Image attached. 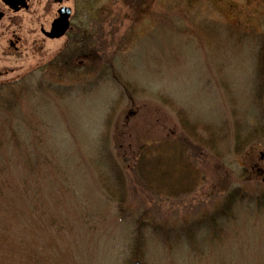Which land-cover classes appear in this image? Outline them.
Returning <instances> with one entry per match:
<instances>
[{"label":"rangeland","instance_id":"374dc122","mask_svg":"<svg viewBox=\"0 0 264 264\" xmlns=\"http://www.w3.org/2000/svg\"><path fill=\"white\" fill-rule=\"evenodd\" d=\"M75 3L0 21V262L264 264V0Z\"/></svg>","mask_w":264,"mask_h":264},{"label":"trees","instance_id":"16d2710c","mask_svg":"<svg viewBox=\"0 0 264 264\" xmlns=\"http://www.w3.org/2000/svg\"><path fill=\"white\" fill-rule=\"evenodd\" d=\"M75 43H77V42H75ZM74 43V44H75ZM73 44V45H74ZM77 47H79L80 48V46L79 45H76V46H71V48L69 49V50H67V51H64V52H59V55L58 56H60L61 58L62 57H67V58H72V57H74V55H77ZM85 57H87V53L85 54ZM75 58H77V56H75ZM90 60H91V65L93 66V68L91 69V70H94L95 72H96V75H97V77L95 78V80H94V82H93V85H95L94 83L95 82H98L99 81V78L100 79H107V78H104V77H109V79H111V78H114V76H115V73H114V71L112 70V67H111V64H110V62H101L103 65L100 67V64L101 63H99L100 61H97L96 62V60L98 59H94L92 56L89 58ZM72 60V59H71ZM51 61V60H50ZM48 62L47 64H48V67L47 68H50V65H51V62ZM93 62V63H92ZM110 65H109V64ZM109 65V66H108ZM89 70V69H88ZM103 75H106V76H103ZM115 79V78H114ZM116 81V80H115ZM43 81H38L37 82V84H36V86L37 87H42V86H44V83H42ZM118 82H120V81H116L115 83L117 84ZM120 83H122V82H120ZM48 84V86H46L45 87V89L46 88H48V90L49 91H54L55 89L53 88V86H52V84L50 83V82H48L47 83ZM119 84V83H118ZM8 85H12V84H8ZM6 86L7 88H10L9 86ZM55 85V84H54ZM90 85H92V82L90 83ZM23 87L24 86H21V89H23ZM55 87H57L56 85H55ZM123 89H125V86L123 85V86H121ZM63 94V93H62ZM106 123H105V125L107 126V122H109V117L107 116V118H106ZM182 127H183V129L184 130H186L187 132H188V134H183V135H189V136H191V137H194V136H197L198 135V132H197V130H196V128L194 127V126H190L187 122H184L183 123V125H182ZM202 130L203 131H205L208 135H209V137H208V139H206V141H207V146H209L210 147V151L212 152V151H216L215 150V148H214V146H213V144H212V142L214 141V140H216V139H218V140H220V141H224V140H227L228 141V138H229V136H228V133L227 132H222V129H220V132H217L216 134H213V132H212V130H211V127L209 126V125H203L202 126ZM234 131H235V129H234ZM233 131V132H234ZM232 132V133H233ZM237 133V132H236ZM233 135V134H232ZM237 136H238V133H237V135H235V136H232L233 137V139L234 140H237ZM248 136H250V135H247L246 136V138H245V140L247 139V137ZM8 138V139H7ZM3 140H8L9 142H12L13 143V146L17 149V148H19V143L21 142V140H20V138L18 137V134H17V131H15V130H12V132H11V134H1L0 133V142L1 141H3ZM176 140H178L180 143H184L187 147H189L190 145H191V142H188L187 141V139H186V137H177V139ZM8 143V142H7ZM21 143H23V142H21ZM183 144V145H184ZM215 153V152H214ZM198 156V155H197ZM202 160H206V157L204 156L203 157V159ZM209 159H207V161H208ZM134 178V176H132V175H128V177L127 178H129V179H131V178ZM116 180H117V184H119V178H116ZM119 186H121V184H119ZM120 187H118L117 186V191H118V189H119ZM143 194V193H142ZM116 193L113 195L114 197H116ZM144 195V197L146 198V196H145V194H143ZM244 195H245V193H243V194H235V193H233V194H231V196H233L234 198H235V196H238V201L240 202L241 201V199H244L243 197H244ZM261 197H264V193H263V195L261 196ZM236 199V198H235ZM246 201H248L249 202V198H246ZM257 203H259L258 201H256ZM1 246H3V243L2 242H0V247ZM0 264H4V263H2V262H0Z\"/></svg>","mask_w":264,"mask_h":264},{"label":"flooded vegetation","instance_id":"af4514ba","mask_svg":"<svg viewBox=\"0 0 264 264\" xmlns=\"http://www.w3.org/2000/svg\"><path fill=\"white\" fill-rule=\"evenodd\" d=\"M30 8L39 10L37 17L40 19L38 28L41 33L50 30L51 24L58 17V11L61 8L69 10L66 32L72 29V23L76 15L75 0H0V21L6 20L7 26H15L19 13L30 10ZM45 17H48V20Z\"/></svg>","mask_w":264,"mask_h":264},{"label":"water","instance_id":"95a60500","mask_svg":"<svg viewBox=\"0 0 264 264\" xmlns=\"http://www.w3.org/2000/svg\"><path fill=\"white\" fill-rule=\"evenodd\" d=\"M6 1V0H5ZM15 1V0H8ZM69 15V10L67 8H61L58 11V17L52 22L51 30L45 33V36L48 38H59L66 31L68 22L67 18ZM262 66L264 71V50L262 52ZM130 264H139L138 261L131 262Z\"/></svg>","mask_w":264,"mask_h":264}]
</instances>
